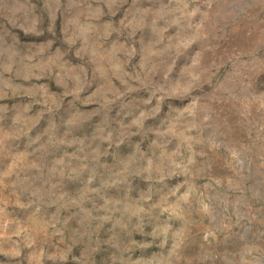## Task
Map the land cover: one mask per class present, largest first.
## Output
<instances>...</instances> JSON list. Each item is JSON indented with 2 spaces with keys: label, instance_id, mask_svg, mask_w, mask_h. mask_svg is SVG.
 Masks as SVG:
<instances>
[{
  "label": "rangeland",
  "instance_id": "1",
  "mask_svg": "<svg viewBox=\"0 0 264 264\" xmlns=\"http://www.w3.org/2000/svg\"><path fill=\"white\" fill-rule=\"evenodd\" d=\"M0 264H264V0H0Z\"/></svg>",
  "mask_w": 264,
  "mask_h": 264
}]
</instances>
